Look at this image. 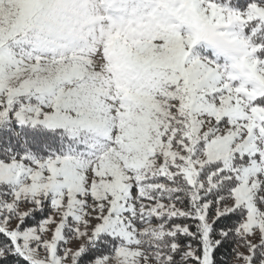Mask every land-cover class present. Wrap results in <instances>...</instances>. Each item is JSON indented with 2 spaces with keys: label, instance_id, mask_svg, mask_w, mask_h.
<instances>
[{
  "label": "snow or ice",
  "instance_id": "6c2138e0",
  "mask_svg": "<svg viewBox=\"0 0 264 264\" xmlns=\"http://www.w3.org/2000/svg\"><path fill=\"white\" fill-rule=\"evenodd\" d=\"M0 264H264V0H0Z\"/></svg>",
  "mask_w": 264,
  "mask_h": 264
}]
</instances>
